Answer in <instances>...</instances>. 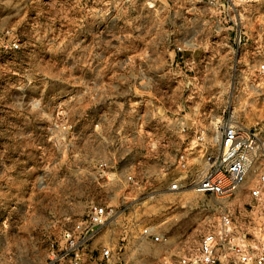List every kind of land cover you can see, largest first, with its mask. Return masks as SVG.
Instances as JSON below:
<instances>
[{
	"label": "rangeland",
	"instance_id": "rangeland-1",
	"mask_svg": "<svg viewBox=\"0 0 264 264\" xmlns=\"http://www.w3.org/2000/svg\"><path fill=\"white\" fill-rule=\"evenodd\" d=\"M239 1L241 67L255 69L264 64V0ZM88 4L0 0V264H44L49 239L82 218L91 200L119 207L113 227L126 235L128 264H161L196 245L224 206L234 242L264 241V211L248 193L252 174L228 198L167 189L180 175L173 155L183 145L173 118L206 123L222 109L215 97L232 87L247 106L235 102L229 111L259 132L264 169V72L175 75L154 16ZM145 226L169 242L143 240Z\"/></svg>",
	"mask_w": 264,
	"mask_h": 264
},
{
	"label": "built area",
	"instance_id": "built-area-1",
	"mask_svg": "<svg viewBox=\"0 0 264 264\" xmlns=\"http://www.w3.org/2000/svg\"><path fill=\"white\" fill-rule=\"evenodd\" d=\"M96 1L102 2L108 10L131 14L140 7L154 16L153 26L166 34L171 67L168 72L175 75L264 72V64L255 69L241 67L246 34L240 1L83 0L88 8L91 6L88 2ZM11 48H18L17 41L11 42ZM221 61H225L223 66ZM137 73L142 74L143 70L138 69ZM224 96L225 99H220V95L215 97L222 109L217 114L209 113L206 123L198 124L200 119H194L189 125L184 116L173 118L174 134L182 137L183 145L175 149L173 155L180 175L171 179L167 189L228 198L248 185L252 174L254 182L248 193L264 211V169L258 164L261 157L259 132L244 125L229 111L235 102L245 108L246 99H240L233 87ZM197 111L200 113V108ZM189 130L190 138L182 142ZM100 168V176L107 178V165L103 163ZM126 181L132 186L138 184L131 174L126 175ZM119 212V207L91 200L82 218L49 239L44 264H128L121 260L120 246L126 235L113 227L118 223ZM234 229L232 212L221 207L216 221L206 225L196 245L181 247L161 264H264V241L254 247L243 240L234 242L237 241ZM140 237L155 243L169 242L167 235L158 233L152 226H145Z\"/></svg>",
	"mask_w": 264,
	"mask_h": 264
},
{
	"label": "crops",
	"instance_id": "crops-1",
	"mask_svg": "<svg viewBox=\"0 0 264 264\" xmlns=\"http://www.w3.org/2000/svg\"><path fill=\"white\" fill-rule=\"evenodd\" d=\"M197 123L200 124V120Z\"/></svg>",
	"mask_w": 264,
	"mask_h": 264
}]
</instances>
